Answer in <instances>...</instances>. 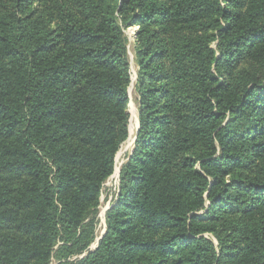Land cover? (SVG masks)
I'll return each mask as SVG.
<instances>
[{
    "label": "trees",
    "instance_id": "obj_1",
    "mask_svg": "<svg viewBox=\"0 0 264 264\" xmlns=\"http://www.w3.org/2000/svg\"><path fill=\"white\" fill-rule=\"evenodd\" d=\"M0 264H264V0H0Z\"/></svg>",
    "mask_w": 264,
    "mask_h": 264
},
{
    "label": "rangeland",
    "instance_id": "obj_2",
    "mask_svg": "<svg viewBox=\"0 0 264 264\" xmlns=\"http://www.w3.org/2000/svg\"><path fill=\"white\" fill-rule=\"evenodd\" d=\"M124 34L127 38V57H128V63L130 65V84L128 87V96H129V104L127 106V139L122 144L120 150L118 151L115 159V169L112 174V176L104 183L102 194L100 197V206L98 207L99 216L101 219V222L98 227V231L96 233L97 235V241L101 237L104 228H103V221L102 217L109 206L112 197V191L115 186L118 185V174L119 169L122 166V164L125 162L127 155L132 150L133 142L135 140V135L138 130V108L135 101L136 94H135V84H136V75H137V69L136 65L134 63V49L136 48V34L138 32V27L130 24L126 28H124ZM216 43H213L210 45L211 49H215ZM243 70V69H242ZM96 242L91 246V249L95 248Z\"/></svg>",
    "mask_w": 264,
    "mask_h": 264
},
{
    "label": "water",
    "instance_id": "obj_3",
    "mask_svg": "<svg viewBox=\"0 0 264 264\" xmlns=\"http://www.w3.org/2000/svg\"><path fill=\"white\" fill-rule=\"evenodd\" d=\"M104 232H105V231H103V233H102L101 237H100L98 240H100V239L103 237V235H104Z\"/></svg>",
    "mask_w": 264,
    "mask_h": 264
}]
</instances>
